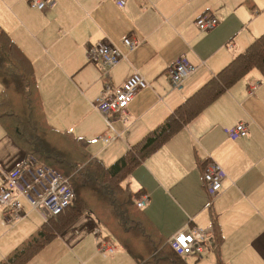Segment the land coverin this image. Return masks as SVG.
Masks as SVG:
<instances>
[{"label":"crops","instance_id":"crops-1","mask_svg":"<svg viewBox=\"0 0 264 264\" xmlns=\"http://www.w3.org/2000/svg\"><path fill=\"white\" fill-rule=\"evenodd\" d=\"M201 15L215 17L217 26L210 31L198 30L195 20ZM0 28L31 61L40 104L47 121L57 130L69 126L59 125V116L84 93L92 91L94 108L104 86L117 88L131 74L141 75L148 87L136 92L124 117L117 115L110 121L113 135L101 136L109 139L102 140L104 146L120 141L111 152L113 158L163 122L264 32V0H126L123 7L114 0H53L43 11L24 0H0ZM124 38L135 46L126 47ZM98 43L120 52L116 65L103 68L87 62L88 50ZM181 55L194 72L180 89H174L167 70ZM199 101L190 102L188 110H195ZM78 105L82 109L78 120L86 123L94 112L88 104ZM239 122L246 124L247 134L233 140L228 132ZM11 134L0 124V186L2 174L5 179L25 155ZM77 136L88 150L89 141ZM209 160L224 174L222 189L215 197H210L202 179ZM102 163L107 166V161ZM125 179L132 191L142 190L148 196L142 213L166 241L187 225L206 231V251L212 253L206 259L186 256L185 264H264L262 72L253 68L234 82ZM212 219L222 238L218 249ZM26 228L14 235L11 231L0 241L8 236L14 239L29 230ZM31 233L10 242L8 251L0 250V259ZM104 241L113 253L99 251ZM117 245L107 235L101 236L94 217L84 214L25 264H137L123 245Z\"/></svg>","mask_w":264,"mask_h":264},{"label":"trees","instance_id":"trees-1","mask_svg":"<svg viewBox=\"0 0 264 264\" xmlns=\"http://www.w3.org/2000/svg\"><path fill=\"white\" fill-rule=\"evenodd\" d=\"M253 68L264 75V32L163 122L131 145L110 166H105L89 154L82 138L70 131L60 132L50 125L40 104L31 61L0 28V84L3 88L0 91V124L7 134L12 133V139L24 151V157L30 156L60 173L73 193L71 203L63 212L43 220L34 232L0 259V264L27 263L46 243L84 214L94 217L96 224L102 223L137 264H185L183 257L172 251L151 226L143 210L137 208L142 190L132 191L123 186L122 181L190 118ZM205 94L206 98L203 97ZM192 101L199 103L195 110H188ZM36 107L42 125L31 117L37 111ZM136 218H142L147 233ZM211 228L218 249L222 238L215 219L211 220ZM123 235L138 237L141 240L139 246L132 248L126 244Z\"/></svg>","mask_w":264,"mask_h":264},{"label":"built area","instance_id":"built-area-1","mask_svg":"<svg viewBox=\"0 0 264 264\" xmlns=\"http://www.w3.org/2000/svg\"><path fill=\"white\" fill-rule=\"evenodd\" d=\"M31 7L43 11L53 4V0H25ZM118 6L123 7L126 0H114ZM218 24L215 17L201 15L195 20V26L200 31H210ZM123 44L132 49L135 44L128 38L123 39ZM120 52L113 46L98 43L96 47L87 52L86 60L90 63L100 64L103 68H110L118 63L121 58ZM194 72V67L181 55L176 62L167 70L168 78L174 89H180L183 81ZM148 87L147 82L138 73L131 74L117 88L104 86L99 96L94 100L95 110L105 119L109 128L110 121L117 115H126L128 104L132 101L136 92ZM254 86L249 90L252 93ZM247 134V126L243 122L237 123L229 132L228 137L235 140ZM104 142L108 138L101 137ZM4 174H2V178ZM202 179L205 189L210 197H215L222 189L224 174L218 165L212 160L206 161L202 171ZM22 198L30 208L41 212L44 220L56 217L71 203L73 193L68 182L60 173L34 160L26 157L20 164L15 166L3 178L0 186V209L2 224L12 226L22 218L25 213L19 202ZM148 200L146 194H142L137 201V208L142 209ZM209 238L202 228L187 225L176 232L169 240L168 245L172 251L181 257H201L208 249ZM107 241L99 245V251L113 253V248Z\"/></svg>","mask_w":264,"mask_h":264},{"label":"rangeland","instance_id":"rangeland-1","mask_svg":"<svg viewBox=\"0 0 264 264\" xmlns=\"http://www.w3.org/2000/svg\"><path fill=\"white\" fill-rule=\"evenodd\" d=\"M26 3L28 4V6L31 7V5L28 2H26ZM238 38L244 39V36L239 35ZM76 88L78 89V86H76ZM68 91L71 92L72 89H69ZM93 98H94V95H93L92 91H89L87 93H84L82 96L78 97L77 103H75L74 105L70 104L67 107H65L63 112L59 116V118H60V124L59 125H65V126L69 125V126L63 127L61 129H58V130L70 129L74 136L80 135V136L84 137L85 139H87L89 141V145H88L89 152L92 155H96L101 161H103V162L107 161L106 165L110 166L117 157L119 158L120 154L118 156L112 158L111 152H112V150H115L117 148V146L120 144V141H113L108 146L103 145L101 136L104 134L112 136L113 133H112L111 129L107 126L105 120L103 121V119H102L103 117L101 115H99L94 110V108L91 104ZM32 100H33V95H32ZM79 103L82 105L88 104L90 106V109L94 112V115H91L86 123L78 120L81 113H82V109L78 105ZM36 109H37V111H35V113H33L31 117H34L36 120L41 122V125H42V119L40 118L38 108L36 107ZM98 118H100V121L97 120ZM102 121L104 122V126L102 124ZM56 123H57V121H56ZM93 123H95V124L93 125ZM42 128H43V126H42ZM115 131L117 133H119L116 130V128H115ZM104 157H107L106 158L107 160H105ZM122 184H123V186H126V179H124L122 181ZM19 202L23 207V211H24L25 215L20 220H18L14 225H12V226L2 225V214L0 213V238L3 235H5L11 231H14L12 234V235H14L18 231H20L21 229H24L26 227H31V228L34 227V228H32V229L26 228L29 230H27L26 232H23L22 234H20L19 236H17L14 239H12V238L9 239L10 236H8L7 238L1 240L0 241V250L1 251H5V252L8 251V249L11 247V246H9L10 242L13 243V241H15L16 239L20 240L26 234L34 231L35 228L39 224H41V222H43V217H42L41 212L30 208L26 203H24L22 198L19 199ZM89 209H91V206ZM135 220L137 223H140L143 225L144 230L147 233L148 230H147L146 225H145L144 221L142 220V218H136ZM97 228L100 230L102 237L107 235L109 237V239L111 240V242L116 247H118V245H117V243H119V241H117L118 239L115 238L113 235H111L102 223L97 224ZM122 239L126 244L130 245L132 248H134L133 246H139V244L141 242V240L138 237H136L135 235H123ZM142 253H144V252H142ZM210 253H212V251L208 250L200 258L206 259ZM190 258L194 259V257H190Z\"/></svg>","mask_w":264,"mask_h":264}]
</instances>
